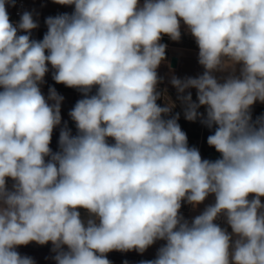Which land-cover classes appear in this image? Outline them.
Instances as JSON below:
<instances>
[{
  "label": "clouds",
  "instance_id": "clouds-1",
  "mask_svg": "<svg viewBox=\"0 0 264 264\" xmlns=\"http://www.w3.org/2000/svg\"><path fill=\"white\" fill-rule=\"evenodd\" d=\"M52 2L73 10L35 39L38 13L13 22L16 0H0V264H36L17 251L31 243H50L55 264H112L160 241L139 264H264V0ZM183 34L203 71L168 83L216 159L189 146L175 102L158 103L163 38ZM49 73L80 93L75 133L65 97L43 92Z\"/></svg>",
  "mask_w": 264,
  "mask_h": 264
},
{
  "label": "crops",
  "instance_id": "crops-1",
  "mask_svg": "<svg viewBox=\"0 0 264 264\" xmlns=\"http://www.w3.org/2000/svg\"><path fill=\"white\" fill-rule=\"evenodd\" d=\"M26 1V7L24 10L32 11L34 10L35 13H38V20H39V28L34 30L32 33L33 38L35 39H42L43 34L46 32V26L44 24V19L47 16H54L58 13L62 12H71L73 10L70 6H62L58 4H54L52 0H25ZM10 19L12 20H19V16H16L14 14L15 7H9L8 9ZM183 32V29H182ZM163 43H166L168 45L167 52H168V64H161L160 68L158 69V72L160 76L164 77V82L162 83V101L161 104L164 103V100L166 102L171 103V100L176 103V107L174 108V112H180L181 116L180 118L184 119L182 108L179 105V102L176 101V90L167 82L166 74L167 72H170L172 69L176 71H171L172 73L175 72V74L178 77L183 78L184 76H196L199 73L203 71L201 66L197 63V53L198 48L195 44L194 39L188 35L183 34L182 39L179 42H173L171 41L167 36L163 38ZM172 56H177V65L172 66L171 65V58ZM170 65V67H169ZM46 84L43 86V92L47 94L48 86H54L57 91L62 94L65 97V100L62 104V118L65 121H68L69 127L72 128L73 133H75V125L70 120L68 116L69 110L74 106L75 102L81 98L80 93L77 92L75 89L67 88L62 84H56L52 78L51 74L49 73L46 77ZM166 89V92L164 90ZM192 96L193 100L196 99V90L192 89ZM255 106L263 107L264 104L257 102ZM200 110H204V108H201ZM59 135V129L55 130L53 133L52 143L51 147L55 151L57 149V140ZM211 201V198H209V202ZM203 205L200 206V210H202ZM181 211L186 217H192L197 212H194L190 206L185 205L182 207ZM163 242H157L155 245L150 247L145 253L139 254L136 251L131 252H117L113 251L107 254V258L112 262V264H124L125 261L128 262V264H139L141 260H150L155 257L156 250L162 244ZM17 251L21 255H27L34 258L36 261V264H55V262L50 258L53 254L51 253V244L47 245H38L36 243H31L27 246H20Z\"/></svg>",
  "mask_w": 264,
  "mask_h": 264
},
{
  "label": "trees",
  "instance_id": "trees-1",
  "mask_svg": "<svg viewBox=\"0 0 264 264\" xmlns=\"http://www.w3.org/2000/svg\"><path fill=\"white\" fill-rule=\"evenodd\" d=\"M167 58H168V52H167ZM162 87L163 86L161 83L159 85V88L163 92ZM161 101L162 99L158 101V103H161ZM178 122L181 125L182 130L187 134L188 139L191 140V146L198 147L203 158L216 159L218 157V154L215 152V149L208 146L207 137L210 134L208 133V131H206V128L203 129L201 128V124L199 121L190 122L180 118Z\"/></svg>",
  "mask_w": 264,
  "mask_h": 264
},
{
  "label": "rangeland",
  "instance_id": "rangeland-1",
  "mask_svg": "<svg viewBox=\"0 0 264 264\" xmlns=\"http://www.w3.org/2000/svg\"><path fill=\"white\" fill-rule=\"evenodd\" d=\"M171 69H172L171 71H176V70H173L175 68H171ZM171 71L170 72H167V74H166L167 82H168V79H169L170 75L173 74ZM174 74H175V72H174ZM200 111L203 112L204 110H200ZM258 114L259 115L264 114V108H261L259 106H255L254 105L253 106V117L255 118L256 116H259ZM201 128L203 129V128H206V127H204L203 125H201ZM206 131H208V133L211 134L210 130H208L207 128H206ZM199 141H200V139H199ZM188 143H189V146H191V140L188 139Z\"/></svg>",
  "mask_w": 264,
  "mask_h": 264
},
{
  "label": "built area",
  "instance_id": "built-area-1",
  "mask_svg": "<svg viewBox=\"0 0 264 264\" xmlns=\"http://www.w3.org/2000/svg\"><path fill=\"white\" fill-rule=\"evenodd\" d=\"M26 7V1L25 0H16V6L14 14L16 16H19V13L23 11V9ZM13 22H17L16 20H12Z\"/></svg>",
  "mask_w": 264,
  "mask_h": 264
},
{
  "label": "water",
  "instance_id": "water-1",
  "mask_svg": "<svg viewBox=\"0 0 264 264\" xmlns=\"http://www.w3.org/2000/svg\"><path fill=\"white\" fill-rule=\"evenodd\" d=\"M171 65L176 66L177 65V56H172L171 58Z\"/></svg>",
  "mask_w": 264,
  "mask_h": 264
}]
</instances>
